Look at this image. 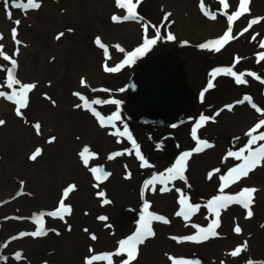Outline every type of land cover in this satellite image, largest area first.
Wrapping results in <instances>:
<instances>
[{
	"label": "bare ground",
	"instance_id": "6f19581e",
	"mask_svg": "<svg viewBox=\"0 0 264 264\" xmlns=\"http://www.w3.org/2000/svg\"><path fill=\"white\" fill-rule=\"evenodd\" d=\"M140 1L132 0L137 10ZM38 2V9H24L27 19L22 17L23 13L18 9L13 10L11 18L0 14V29L3 31L0 40L3 42L0 45L3 51L11 54L7 56L16 61L15 67L18 64L17 73L24 80H37L41 77L32 88L39 90L35 94V103L26 104L20 115L16 113L14 101L13 105L0 104V120L4 121L0 125V180L6 175H21L27 189L35 193L32 200L20 196L8 203L6 214H1L9 217L3 225V233L18 235L19 242L10 249L12 255L19 253L27 257L28 261L42 259L49 264H88L89 260L91 264H123L127 254H116L119 242L136 234L143 217L144 223L158 230L157 236L144 244L142 262L135 255L131 264H147L152 259V264H171L172 260L175 263L185 254L188 258L197 256L201 260L199 263L188 264H220L219 261L211 260L212 257L220 259L223 264H245L249 258L250 261L264 258V240L260 237L264 229V202L250 205L251 217L247 216L248 210L242 206L238 207L242 215L229 214L234 211L230 204L220 209L218 217L217 214L209 215L214 212L208 206L210 201L218 196L224 197L229 192L233 195L237 191L229 190V186L220 183L212 173H197L200 168L215 170L217 167L209 166L221 163L222 160L227 161L222 155L229 154L227 143L230 135L242 131L244 135L251 136L253 129L260 131L264 128V125L256 128L264 120V59H260V54L264 53V47L261 46L264 42V19L248 28L252 19L264 18V0H250V11L232 23L231 35L234 38L218 52H214L219 60H208L209 57L202 53L207 48H201L200 45L216 41L224 35L229 28L226 18L238 10L239 0H225L229 5L227 9L221 0H205L209 8L224 11L222 16L215 15V19H210L212 22L209 24L204 22L205 19L197 18L192 0H148L153 6L157 5L160 9L163 7L168 13V25L157 22L162 38H157L156 29L148 24L145 30L144 24L134 26L125 24V19H110L117 11L126 10L118 7L115 0ZM186 15L191 16L196 24H187ZM173 22L179 27H174ZM13 28L16 29L15 39ZM245 28L248 30L244 31ZM182 29L187 30L188 38L181 34ZM169 34L196 48L188 49L189 52L176 50L166 39ZM97 38L102 44L106 43L104 39H112L116 46L111 58L101 53ZM149 39H157L153 54L137 56L133 63L124 65L115 76L103 75L100 71L105 70L101 61L110 64L107 67H115L123 63L128 54L142 47L141 42L145 43ZM179 52L188 57H182ZM11 59L0 57V91H5L3 93L6 95L17 92L22 85H33L13 83L11 85L15 90L8 91L5 88L2 80L7 76V81L8 71H14ZM148 62L161 64L168 72L169 79L178 87L176 89L183 101L179 117L163 120L132 110L129 84L137 69ZM190 67L195 71L210 70L208 76L211 78L214 70L231 68L237 74L244 73L247 82L237 84L233 76L223 77V74H218L213 78L216 80V88L209 89V78L200 71L194 73L193 70H186ZM83 73L87 74L90 83L88 86L80 84L83 87L78 88V78L83 77ZM247 73H254L255 76ZM46 77L59 84L57 87L61 92L57 94V104L54 99L48 105L40 101L41 93L55 91L52 84L44 85ZM101 83H106V88L95 89ZM111 84L115 87H111L110 101H119V104L110 102L114 109L112 114L105 110L96 111L69 93H64L70 86H74L94 97L98 96L91 93H98V98L106 103ZM233 96L242 100L250 96L252 104L261 111L248 105V109L239 107L232 114L224 113V102ZM113 114H118L120 119L109 123ZM125 114L136 118L139 123L130 124ZM201 117L207 119L202 121ZM141 118L159 124L144 126V119ZM187 121L190 122L177 127L178 123ZM169 124L167 130H164V126ZM197 124L200 127L197 128ZM125 127L139 146L144 161L137 157L133 141L128 139L127 134L119 135ZM214 137L216 145L203 153L195 151ZM245 146V141H239V148ZM85 148L92 154L87 166L80 156ZM37 149L40 150L39 155L33 160L30 157ZM114 153L121 155L113 156ZM184 153H190L184 165L185 179L165 180L167 170ZM110 156L113 158L109 159ZM235 159L229 160L227 165L233 166L239 160ZM145 161L146 166L142 167ZM92 168L102 169L110 175L105 180L97 181ZM253 172L255 177L251 180L262 177L257 175L263 171ZM70 187L72 190L65 196V190ZM231 187L238 189L241 185L237 183ZM161 188L167 190L161 191ZM11 192L1 193L0 200L10 196ZM99 192H103L104 196H98ZM178 198L186 199L195 208V211H190L187 226L181 225L177 219L171 221V209H175L174 201ZM61 200L70 208L69 213H62L63 218L51 215L59 209ZM104 200L109 203H103ZM145 204L148 205L147 209ZM33 209L38 213H28ZM126 209L133 210H129L133 216L132 221L128 222L122 217ZM150 213L162 216L168 222L151 221L148 219ZM101 216L106 219L100 220ZM138 219L141 221L136 223ZM217 219L219 226L215 229L216 233L227 235L217 241L187 242L186 247L178 249L174 242L165 238L171 232L197 235L200 229L207 228ZM41 226L46 235H28ZM237 226L241 229L239 233L234 230ZM21 233L25 235L21 236ZM237 248H242V251L236 256L231 255ZM137 250L136 246V254Z\"/></svg>",
	"mask_w": 264,
	"mask_h": 264
},
{
	"label": "rangeland",
	"instance_id": "374dc122",
	"mask_svg": "<svg viewBox=\"0 0 264 264\" xmlns=\"http://www.w3.org/2000/svg\"><path fill=\"white\" fill-rule=\"evenodd\" d=\"M204 1L205 0H202L204 8H205V10L207 12H209L210 14L218 15V16H222L223 15V13H224L223 10H217V9L209 8ZM14 3L25 4V3H27V0H8V7L7 8L5 7V0H0V14H2V15L5 14V16H7L10 13V15H11L13 13L14 9H18L19 12L21 11L23 13V14H21L22 17L27 19L28 16L25 13L24 8L13 7L12 4H14ZM115 3H116V0H115ZM192 3L194 4V7H195V11L194 12H195L197 18L199 20L200 19H205L204 22L206 24L211 23L212 22L210 20L211 18H209V16H206L204 14V12L201 10V6H200L201 5V0H192ZM135 11H137L136 12L137 13L136 17L125 19V21H124L125 24L129 23V25H134V26L140 25V24H144L143 29H145L147 27L146 24H148L151 27L155 28L156 30L158 28L157 27V22H159V23L164 22L166 25L169 24V16H168V13L166 11H164V8L162 7L160 9L157 5L153 6L150 2H148V0H141L139 5H138V10L136 9ZM114 15L120 18L118 20H124L123 17L127 15V10L117 11V13H114L110 17V19H112V17ZM166 16H167V19H165ZM151 17H153V18H151ZM186 17L188 18L187 24H196V22L191 20V18H190L191 16H187L186 15ZM226 20L228 21L227 18H226ZM173 24H174V27H176V28L179 27L176 23L173 22ZM1 31L2 30L0 29V40H1L2 36H3V33H2L3 31L2 32ZM186 31H187L186 29H182L181 30V34L183 36H185V37H187V32ZM104 41L106 43H104V44L100 43L99 44L100 48H101V53L104 56H107V58L108 57L111 58L112 51H113V49L115 48L116 45H113L112 39L111 40H108V39L105 40L104 39ZM168 41H169V44H173L174 48H176V50H178V51H184L185 52V51H188V49L190 50V49H195L196 48L195 45H193V44H191L189 42L181 41V38H177V39L174 38L173 40H168ZM0 42H3V41H0ZM140 44L142 46L144 45L143 42H141ZM156 45L157 44L152 45L148 49V51H146L143 54V56L153 54L155 52V50H156ZM214 52H218V51L213 50L211 47L207 48V51H202L204 56L209 57V58H207L208 60H211V59L219 60V56L215 57V54H217V53H214ZM3 53H4V55L8 54V55L11 56V54L9 52H7V51H3ZM179 53L181 54L182 57H188L187 54H184L183 52H179ZM0 57L2 58L3 56L0 55ZM191 58H194V57L191 56ZM117 62L121 63L119 61H117ZM105 63H106V61H101L100 62L101 66L110 65V64H107V63L105 64ZM150 63H155V62H150ZM146 64L147 63H144L138 69L143 68ZM17 68H18V64H17V66L15 68H13L14 71L12 73H13V75H16L15 76L16 80H18L21 84L32 83L33 85H35L41 79V77H40V79L38 78L37 80H32V79H28V78H27V80H24L19 75V73H17V71H18ZM212 69H215V68L213 67ZM186 70H193L194 73L198 72V71L202 72L203 74L206 75V78H209V80L210 79L212 80L213 87L211 89H215L216 88V86H217L216 80L208 76V72L210 70H199V69H197L195 71V69H193L191 67L187 68ZM100 71L103 73V75H113V76H115L116 73H117V72H107L105 70H100ZM212 71L213 70H211V72ZM220 74H223V73H220ZM83 75H84L83 77H79L78 78V88L83 87V86H80V84H82V82H81L82 80L85 81L83 84H85L86 86H88L89 83H90V81L87 78V74L83 73ZM217 76H218V74H217ZM224 76L228 77L229 75L223 74V77ZM18 77H20L21 79H18ZM6 78H7V76H6ZM6 78H4L2 80V83H4L5 88L8 89V91L15 90V87L12 88V85L8 86L9 85L8 84L9 78L7 79V81H6ZM47 79H48V77H46V80L43 81L44 85L46 83H48L50 85L52 84V87H54L53 89L55 91L54 92L45 91V92L41 93L42 97L40 98V101H43V102H45L48 105L49 103H53L51 101L54 99L55 100V104H57V102H58L57 94L59 92H61V90H59V88L57 87V86H59V84L55 83V81L53 79H50V80H47ZM112 84L110 85L109 95H108V99H107L106 103H103L104 100H102L101 98H98V97H100V95L98 93H91V94H94V95L98 96V97H94V96L86 93L83 90H79L78 88H75L74 86H70L69 90L67 89L66 92H64V91L63 92L66 93V94L69 93L71 96H74L75 98L80 100L81 103H86L88 105H91V107H93L96 111H99V112L102 111L103 112L105 110L106 113L112 114L114 112V109H113V107H111L110 97H109L110 94H111V91H112L111 87L112 88L115 87V85H112ZM105 86H106V83H101L95 89L104 90L106 88ZM19 90H20V88L18 87V91ZM86 91H87V89H86ZM2 92H5V91H2ZM36 92L37 93L39 92L38 88L31 89L27 93V102H26V104L35 103V94H36ZM237 94L240 95L239 93H237ZM240 100H242V99L238 98L237 96H233V97L229 98L228 101H225L224 105L222 107V109L224 110V113L232 114L239 107H244V108L248 109V105L252 107V103H248L247 101L245 103H242V104L238 103V101H240ZM95 101H100V103H94ZM12 103H13V101H9L8 99L5 98V96H0V104L1 105H5V106L6 105H13ZM229 105L232 106L230 109L227 107ZM124 116L128 120L127 122H129L130 124L139 123V120H137L136 118L131 117L130 115L128 116L127 114H125ZM122 118H124V117L122 116ZM209 121H212L211 118H209ZM189 122L190 121L183 122L181 124L178 123L179 125H177V127L184 126L185 124H187ZM156 124H159V123L154 122V123H149L148 125L152 126V125H156ZM143 125L145 126L147 124H143ZM170 125L171 124L165 125L164 126V130H167L166 128H168ZM162 127H159V128H162ZM262 132H264V128L262 130H260V131H253L251 133V136L244 135L242 131L239 134H236L234 136L230 135V138L228 139V143H227L229 145V154L222 155L223 157H225L227 159V161L222 160L223 162L221 161V163L216 162V163L212 164L211 166H209V167H217L215 170H211V169L209 170L207 168H200V169H197V173H199V174L212 173V174H214L216 176V178H218V181L220 183H222V184H224L226 186H229L228 187L229 190L232 189V190L237 191L233 195H232V193L229 192L225 196H238L244 189H253L254 188V189H256V191L253 193V203H252L253 206L255 205V203H257L259 201L264 202V160H262L259 165H257L254 169H252L248 173L247 176H243L239 180H236L235 182H232V183H229V181L227 179L230 176V174L232 173L233 169H238L242 165L245 164V158L250 155V152H255L257 150L258 146L264 145V140H259V139H257L255 141V143H251V144L249 143V141L252 139V137H258ZM241 140L246 142V146L243 149L238 147V143ZM207 144L210 145V147L216 145L215 137L213 139H210L207 142ZM198 147L201 148L200 146H198ZM208 148L209 147H204L203 146L201 148L202 150L200 151V153H203ZM236 152H239V154H235ZM237 155H239V157H236ZM235 158H238L239 160H237V162H235L233 164V166L232 165H227L229 163V160L234 161V160H236ZM255 170L263 171L262 174L257 175V176H262V177L259 178V179L251 180V178L255 177L252 174V173H254L253 171H255ZM216 171H218V172H216ZM207 176L205 177V179L207 178ZM20 177H21V175H19V176L6 175V177L4 179L0 180V189L2 188V190L0 191V194L8 192V191H12L10 196H7L6 198L0 200V209L3 207V209L0 211V264H49V262H44V260H42V259L41 260L39 259V260H36V261H34V260L33 261L32 260L28 261L27 257L22 256L21 254L19 255V258H17V254L16 253L12 255L10 249H11L12 245L17 244L19 242L18 235L17 234L3 233V225L6 222L5 220H7L9 217L7 215H1V214H6L7 204L10 203V202L15 201L20 196H25L26 198H30V200H32L35 197V193L31 192L30 190L27 189L26 184H25V180H23L24 178L21 179ZM237 183L241 185L240 188L234 189V187H231V185L237 184ZM259 190H261V192H259ZM182 199H184V198L175 199V201H174L175 209H171V221H174V219H177L180 222L181 225H186L187 226L188 225L187 221H189V218H190V211H188V209L186 208L185 204L181 203ZM230 206H231V208L234 211L229 212V214L236 213V214L242 215V210L238 209V207L241 208L242 205L237 204V203H230ZM129 210H131V209H126V210H123V212H122V217L128 222L133 220V216L131 214H129ZM131 211H133V210H131ZM182 211L188 212V218L187 219H185L184 215H179V216L177 215L178 212H182ZM30 212L38 213V211H36L34 209L28 211V213H30ZM219 212H220V210H219ZM150 214L151 215L148 216V219H150L152 221L154 219H152L151 217L152 216H157V215L152 214V213H150ZM211 214H216V212H211L209 215H211ZM42 216H44V215H42ZM139 221H141V219H138L135 222L138 223ZM149 227L151 228V230L153 232V235L148 237L147 239H145L143 243L137 245L138 250H137V254H136V259L140 263L142 262V260L144 258V254H145L142 251V248H144L143 247L144 244H146L148 241H150L151 239H153V238H155L157 236L158 230L155 229V228L153 229L151 226H149ZM190 228L192 230H194L193 226H190ZM192 235L193 234H190V233H188V235H185V234H181L180 232H177V233L171 232V234L168 237L165 235V238L170 240V241H172V242H174L175 245L179 247L178 249H182V248L187 246V242H194L193 240L184 239L185 237L192 236ZM226 236H224L220 232H217L216 236L210 237L208 240H216L218 238L222 239V238H225ZM13 237H16V239H13ZM260 237H262L263 240H264V229L261 230V236ZM21 251H23V250H21ZM180 257L181 258L178 259L177 261H175V263L182 262V261H187L186 263L188 264V262L199 263L201 261L197 256H194L192 258H188L187 254L181 255ZM211 260H214L217 263L219 261L220 264H223L220 259L217 260L215 257H212ZM249 261H250V258L246 260L245 264H249ZM251 262L254 263V264H264V258H256L254 261H251ZM152 263H153V259H152V261L150 263H147V264H152ZM175 263L172 260L171 264H175Z\"/></svg>",
	"mask_w": 264,
	"mask_h": 264
},
{
	"label": "snow or ice",
	"instance_id": "6c2138e0",
	"mask_svg": "<svg viewBox=\"0 0 264 264\" xmlns=\"http://www.w3.org/2000/svg\"><path fill=\"white\" fill-rule=\"evenodd\" d=\"M116 3H117L118 7L125 8L127 10V15L124 16L123 19H129V18L136 17V15H137V13L135 11L136 4L133 3L132 0H116ZM221 3L225 9H227L229 7V5L225 2V0H221ZM249 4H250V0H239L238 10L233 12L231 15L227 16L229 28L227 31H225L224 35L220 39H218L216 41L209 42V43L202 44V45H200V47L201 48H210L211 47L213 50L219 51L220 48L223 47L224 44H226L229 40L233 39L234 37L231 35V32H232L231 25L239 17H241L242 15H244L250 11ZM12 6L17 7V8H24V9H29V8L38 9L40 7V4H39L38 0H27V3H25V4L14 3V4H12ZM200 6H201V10L204 12V14L206 16H209V18H211V19L216 18L215 14H210L209 12H207L205 10L202 0H201ZM5 7L6 8L8 7V0H5ZM9 18H11L10 13H9ZM112 19H113V21H117L120 18L114 15L112 17ZM165 19H167V16L165 17ZM261 19H264V18H254L251 21H249L248 28H251L252 25L259 23ZM16 23L18 24L19 21H16ZM248 28H245L244 31H247ZM145 30H147V27L145 28ZM156 31H157V38H162L160 36L159 28H157ZM12 34H13V38L15 39V35H16V29L15 28L12 29ZM60 35H63V34H60ZM57 38H59V36ZM166 39L173 40L174 37L171 34H169V35H167ZM253 39H255V37H253ZM156 42H157V39L146 40L142 47L137 48L135 52L128 54V56L125 58V60L123 61L122 64H119L115 67L105 66V71H107V72H118L122 67H124V65H128V64L133 63L137 56H142ZM96 43L100 44L99 38H97ZM261 46L264 47V42L261 43ZM121 51H123V50L121 49ZM0 55H2L4 57V59H6V60L11 59L7 55H4L2 46H0ZM260 59H264V53L260 54ZM11 64L14 68L16 65V61L14 59H11ZM220 73L233 76L235 78V82L237 84H244L247 82L244 79V75H245L244 73L237 74V73L233 72L231 68L214 70L213 73L211 74V76H212V78H215V76L217 74H220ZM247 75L255 76L254 73H247ZM8 76H9V86H11V84H13V83H15V84L20 83L18 80L14 79L13 73L11 70L8 71ZM255 78L260 79L259 77H255ZM81 82H82V84L84 83L83 80ZM262 83H264V81H262ZM33 87H34V85H22L18 92H13L11 95H6L2 91H0V96H5V98L8 99L9 101H14V103L16 104V113H17V115H20L21 109L26 106L27 93ZM212 87H213V83H212V80L210 79L209 83H208V88L210 89ZM201 96L203 97V93H201ZM246 101L248 103H252L251 98L249 96H245L243 98V100L238 101V103L242 104V103H245ZM110 102L113 104H119V101H115V100H112ZM94 103H100V101H95ZM86 106L91 107V105H87V104H86ZM227 107L230 109L232 106L229 105ZM252 107L256 108V110L258 112L261 111V109L257 108V106L255 104H252ZM119 119H120V116L118 114H113V116L109 118L108 122L111 123L112 120H119ZM205 119H207V118L201 117L202 121ZM3 123H4V121L0 120V125H2ZM102 123H103V121H102ZM262 125H264V120H261L256 125V128L258 129ZM36 127L39 128V125H36ZM173 127H175V125H173ZM198 127H200V124H197V128ZM252 131H255V129H253ZM126 134H127L128 139L133 141V146L136 149L137 157H139V159L141 161H144V157L140 153L139 146L135 144V141L133 140L131 134L128 133L127 127H125L124 131L119 132L120 136H124ZM195 134H196V129L194 128L193 129V136H195ZM257 139L264 140V132H262L258 137H252V139L249 141V143L250 144L255 143V141ZM204 147H210V145H208L207 143H204ZM201 150L202 149L199 147L195 149V151H201ZM39 152H40V150L37 149L36 152L33 153V155L30 158L33 160L36 159L37 155H39ZM91 155L92 154L89 153L88 148H85L80 153L81 159L86 166L89 163V158L91 157ZM119 155H121V153H114L113 154V156H119ZM189 155H190V153H184L177 160L176 164L167 170V176L164 177V174H161V177H164V179L167 181L176 180V179H181V180L185 179L184 174H183L184 173V165H185V160ZM113 156H110L109 159H112ZM262 160H264V145L258 146V148L255 152H250V155L245 158V164L244 165H242L238 169L232 170V173L227 178L229 183L235 182L236 180H239L243 176H247L248 173L252 169H254L257 165H259ZM141 166L142 167L146 166V161L144 163H142ZM91 171L95 174V179L97 181H102V180L106 179L108 175H110L109 173L103 172L102 169H98V168H92ZM71 190H72V187L65 190L64 195L67 196L68 192H70ZM160 190L166 191L167 189L161 188ZM255 191H256V189H254V188L253 189H244L238 196H224V197L218 196V197L214 198V200L210 201L208 206L214 212H216L217 217H218L220 209L226 208L227 205L230 203H237V204L242 205L243 208L247 209L248 210L247 216L251 217L252 211L250 210V205L253 203V193ZM97 195L103 197L104 193L99 192ZM103 203L107 204V203H109V201L104 200ZM181 203L186 205V208L188 209V211H195V208L191 204H188L186 199H182ZM147 207H148V205L145 204V209H147ZM69 212H70V208L65 205L63 200H61L59 209L56 212L51 213V215L59 216V217L63 218L62 213H69ZM177 215L178 216L184 215L185 219L188 218V212H186V211L178 212ZM151 218L154 220H157V221H163L164 223L168 222L164 217L158 216V215L152 216ZM99 219L104 220L106 218L101 216V217H99ZM141 219H142V224H141V227L137 230L136 234L134 236L129 237L126 240H122L119 242V250L116 254L117 255H119L120 253H126L127 254V259L124 260L123 264H131V261H133L135 259L136 246L138 244L143 243L145 239H147L148 237L153 235V232H152L151 228L148 226V224L143 222L144 218L142 217ZM218 226H219V222L217 219V220H214L212 222V224H210L207 228L200 229V231L197 233V235L188 236V237H185L184 239L193 240L196 242L206 241L210 237L217 235L215 229ZM234 230L237 233H239L241 231L239 226H237ZM20 235L24 236L25 233H21ZM28 235H32V236L46 235V231L41 226V227H38L37 231L30 233ZM93 238H95V237H93ZM13 239H16V237H13ZM245 247H246V245H245ZM241 251H242V248H237L231 253V255L236 256ZM17 258H19V253H17ZM92 259H96V257H93ZM88 264H91V260L88 261ZM249 264H252V262L249 261Z\"/></svg>",
	"mask_w": 264,
	"mask_h": 264
},
{
	"label": "water",
	"instance_id": "95a60500",
	"mask_svg": "<svg viewBox=\"0 0 264 264\" xmlns=\"http://www.w3.org/2000/svg\"><path fill=\"white\" fill-rule=\"evenodd\" d=\"M167 75L164 67L157 63L148 62L138 69L129 84L132 110L163 120L179 117L183 110L182 97L175 82ZM142 119V123L149 124L148 118Z\"/></svg>",
	"mask_w": 264,
	"mask_h": 264
}]
</instances>
